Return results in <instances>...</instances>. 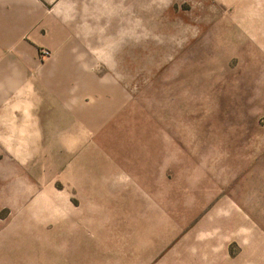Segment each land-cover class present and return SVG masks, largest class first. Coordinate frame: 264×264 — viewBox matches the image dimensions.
I'll use <instances>...</instances> for the list:
<instances>
[{
  "label": "rangeland",
  "instance_id": "374dc122",
  "mask_svg": "<svg viewBox=\"0 0 264 264\" xmlns=\"http://www.w3.org/2000/svg\"><path fill=\"white\" fill-rule=\"evenodd\" d=\"M0 264H264V0H0Z\"/></svg>",
  "mask_w": 264,
  "mask_h": 264
},
{
  "label": "crops",
  "instance_id": "0c3cea01",
  "mask_svg": "<svg viewBox=\"0 0 264 264\" xmlns=\"http://www.w3.org/2000/svg\"><path fill=\"white\" fill-rule=\"evenodd\" d=\"M16 5V4H15Z\"/></svg>",
  "mask_w": 264,
  "mask_h": 264
}]
</instances>
